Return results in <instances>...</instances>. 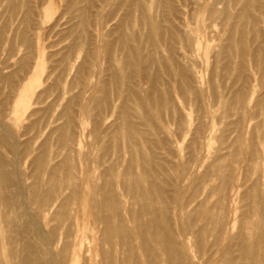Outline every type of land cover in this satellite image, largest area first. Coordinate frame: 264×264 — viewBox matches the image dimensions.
I'll list each match as a JSON object with an SVG mask.
<instances>
[{
    "label": "bare ground",
    "instance_id": "bare-ground-1",
    "mask_svg": "<svg viewBox=\"0 0 264 264\" xmlns=\"http://www.w3.org/2000/svg\"><path fill=\"white\" fill-rule=\"evenodd\" d=\"M32 1L8 21L1 11L2 45L11 57L66 53L44 81L30 69L17 88L0 65V264H264V69L248 72L238 50L207 81L198 69L231 54L244 13L264 0H93L90 12V0ZM79 28L89 69L76 66ZM142 94L150 108L135 115ZM125 127L136 135L124 133L123 149L90 160Z\"/></svg>",
    "mask_w": 264,
    "mask_h": 264
},
{
    "label": "rangeland",
    "instance_id": "rangeland-1",
    "mask_svg": "<svg viewBox=\"0 0 264 264\" xmlns=\"http://www.w3.org/2000/svg\"><path fill=\"white\" fill-rule=\"evenodd\" d=\"M12 1H14V2H12ZM29 1V2H28ZM17 0V1H15V0H11L10 2V4L9 5H6L5 4V2L6 3H9V0H8V2H7V0H4L3 1V3H2V6H4V4L6 5L5 7H2L1 6V8H3V10H4V8L5 9H7V6L9 7L7 10L9 11L10 9H12V11H13V9H15L16 11L17 10H19V11H17V12H23L24 11V13L26 12V11H30V12H32V10L34 9V3H33V1L32 0ZM91 1V2H90ZM90 1H87V2H83V1H81V3L83 4L84 3V5H85V7H87V12H90V11H93V8H92V1L93 0H90ZM22 3L21 4V8L20 9H18L20 6H19V4L20 3ZM29 3V8L30 9H28V4H27V6H25V7H23V5H25L26 3ZM13 3V4H12ZM17 3V4H16ZM24 3V4H23ZM80 3V5L82 6V7H84V5H82ZM86 3H88V4H86ZM14 4H16V5H14ZM12 5H14L13 7L14 8H11L12 7ZM87 5V6H86ZM89 5H91V6H89ZM32 6V7H31ZM92 8V9H91ZM28 9V10H27ZM91 9V10H90ZM7 10H6V12L5 11H2V9H0V13H1V15H2V12H5L3 15H2V17L5 19V20H7L8 21V18H9V15L11 14V10H10V13H7ZM90 10V11H89ZM258 10V11H257ZM2 11V12H1ZM251 11V12H250ZM248 10V11H246L244 14H245V16L243 15V17L245 18V19H243L242 20V25L245 27L246 26V30H245V28L242 26V29H241V32L239 31L235 36L238 38V39H235V41L233 40L232 41V43H230L229 45H230V48H231V54H230V52H228V51H226V49L225 50H223V52H221V55L217 58V60H218V62H216L217 60L216 59H214L213 57H212V55H208V56H206V57H201L200 58V60H199V64H198V69L200 68V70L203 72V76H204V80H206L207 81V79L209 78H211V76L212 75H217V74H220L221 72H222V67H224V68H226L227 67V65H228V63H229V61L232 59V60H237V61H239L238 59H239V57L238 56H236V53L238 52V54H241V56L242 55H245V60H246V62H245V64H246V69H249L248 70V72H250L251 70H253V69H264V64L263 65H261L260 67L259 66H254V51L256 50V47H255V45H257L258 44V47L259 46H263L264 45V4H262V5H259V7L258 6H256V7H254L253 9H251V10ZM261 11V12H260ZM258 12V13H257ZM252 13H254L255 15H252ZM256 14H257V16H256ZM260 14H261V16H260ZM263 15V16H262ZM5 16V17H4ZM6 16H7V19H6ZM260 16V17H259ZM2 17H0V21L2 22L1 23V25H0V29H2V27H4L3 25H6L7 24V21H4V19L2 18ZM253 17V19H255V20H253V19H251ZM247 18L249 19V21L247 20ZM246 20H247V23L248 22H250V23H246ZM244 21V22H243ZM253 23V24H252ZM250 25V26H249ZM252 26H253V29H252ZM248 27H250V28H248ZM257 27H259V28H257ZM244 28V29H243ZM250 31H249V30ZM258 29V31L257 32H255L256 30ZM79 30H80V28H79ZM82 30V29H81ZM80 30V33H82L83 34V31H81ZM253 30V31H252ZM259 30H261V31H259ZM252 31V32H251ZM248 32V33H247ZM79 33V34H80ZM254 33H256V34H258V35H255ZM260 33V34H259ZM79 34H78V36H79ZM246 34H248L247 36H246ZM253 36H252V35ZM84 35V37L82 38V36ZM83 35H80L79 37H78V42H79V44H81L80 46H82V47H80V49H81V51L83 52V54L81 53V51H80V54H79V57L81 58H79V60H78V62H77V65L76 66H78V65H81V64H83L84 65V63H85V67L87 68V69H89V68H91V66H92V64H90L91 63V61L89 60V58H88V48H89V44H90V42H91V40H90V38H88L85 34H83ZM235 36L233 37V39L235 38ZM243 36V37H242ZM258 36V37H257ZM66 38V34H61L60 36H58L56 39H55V41H61V40H63L64 38ZM260 37H262V38H260ZM85 38H86V41L88 42H83L84 40H85ZM247 41H246V40ZM259 39V40H258ZM17 40H18V42H17ZM16 40V42H17V45H19V44H21L22 42L21 41H19V40H21L20 38H18ZM80 40L82 41V42H80ZM89 40V41H88ZM255 40H257V41H255ZM1 43H0V48H1V50H0V53H2L0 56H1V58L0 59H3V56H6L2 61L0 60V65H4V63H6L7 61H8V63H6L7 64V66H6V64L3 66H1L0 68L1 69H5V71H6V67H8L9 69L6 71V72H8V73H10L11 72V74L13 73L12 71H14V73H13V75L14 74H16V76L14 77V80L16 81V88H17V86H18V84H19V82H18V80L19 81H21L22 79H23V77H25V75L27 74V72L30 70V69H44V72L42 73V79H43V81L45 80V78H46V75H47V72L50 70V69H53V67L56 65V60H58L60 57H61V55L62 54H64V53H66V51H64V50H61V52H60V54H58L57 56L55 55V56H49V54L47 53V54H45V56L44 57H41V58H36V57H31L32 55H28L27 56V54H26V52H25V47H24V50H23V52H21V53H23V55L20 53V55H22V56H20V55H16L15 57L14 56H12L11 57V55H12V53L9 51V50H7V45H5V46H3L4 45V43H6V42H4L3 43V45H2V42H3V40L2 41H0ZM62 42V41H61ZM65 42L66 41H64V42H62L61 43V45L63 46V45H65ZM234 42V43H233ZM235 42H237L238 44H240V43H242V45L240 46V45H238L237 44V46H236V48H235ZM246 42L248 43L247 45H246ZM255 42V43H254ZM86 43V44H85ZM244 43V44H243ZM220 44H222V45H224V46H228V42H221ZM252 44H255V45H252ZM260 44V45H259ZM2 45V46H1ZM251 47H253V48H251ZM5 47L6 48V50L8 51V52H6V53H11V54H6V53H4V51L2 50L3 48ZM23 47H22V49H23ZM257 47V48H258ZM5 48H4V50H5ZM8 49H9V46H8ZM84 49V50H83ZM243 49V50H242ZM66 50V49H65ZM236 50H238L237 52H236ZM1 51H3V52H1ZM63 52V53H62ZM67 52H68V50H67ZM248 52V53H247ZM4 53V54H3ZM6 54V55H5ZM25 54V55H24ZM237 54V55H238ZM248 54V55H247ZM7 56H9V57H7ZM30 56V57H29ZM58 56H59V58H58ZM82 56V57H81ZM232 56V57H231ZM240 56V55H239ZM260 57H261V55H259ZM17 57H20V58H18L17 59ZM22 57V58H21ZM23 57H25L24 59H23ZM28 57V58H27ZM50 57V58H49ZM227 57V58H226ZM238 57V58H237ZM259 57V58H260ZM9 58H10V62H9ZM12 58V59H11ZM85 58V59H84ZM211 58V59H210ZM226 58V59H225ZM247 58H248V60H247ZM249 58H251V59H249ZM259 58H258V55H257V57H256V59H258L259 60ZM13 60V61H12ZM17 60V61H16ZM51 60V61H50ZM54 60V62H52ZM204 60V61H203ZM231 60V61H232ZM6 61V62H5ZM29 61V62H28ZM221 61H223L222 63H221ZM15 62V63H14ZM25 62H27V63H25ZM81 62V63H80ZM83 62V63H82ZM2 63V64H1ZM11 63H13L12 65H11ZM22 63H24V64H22ZM29 63V64H28ZM10 64V65H9ZM33 64V65H32ZM120 65H121V63H119ZM119 64H117L118 65V67H116V69H120L121 68V66L119 65ZM218 64V65H217ZM221 66H220V65ZM237 65H235L234 64V66H232L231 67V69H239V63H236ZM122 65H123V63H122ZM249 65V66H248ZM6 66V67H5ZM52 66V67H51ZM120 66V67H119ZM5 67V68H4ZM236 67V68H235ZM21 68V69H20ZM25 68V69H24ZM217 68V69H216ZM17 69V70H16ZM28 69V70H27ZM121 69H124V67L122 66V68ZM12 70V71H11ZM17 72V73H16ZM7 73V74H8ZM217 73V74H216ZM236 74L235 75H237V72H235ZM19 75V76H18ZM24 75V76H23ZM260 76H262V78L259 77ZM18 77L20 78V79H18ZM264 73H262V72H257V76H256V80H257V85L260 87H258L257 88V90H258V93H261V91H263L264 92V83L262 84V82H264ZM54 78V77H53ZM53 78H52V80H48L47 82H43V85L41 86V88H40V90H43L44 88H47V87H49L50 86V83H53ZM259 79H261V80H259ZM219 80V79H218ZM220 82H217L218 83V85H219V89L222 91V90H227V88H228V86H230V84H229V82L230 81H228V80H222V79H220L219 80ZM222 81H224V83H222ZM259 81H260V83H259ZM262 81V82H261ZM17 82H18V84H17ZM221 83V84H220ZM227 84V85H226ZM221 85V86H220ZM224 85V86H223ZM261 85H263V86H261ZM142 96V97H141ZM141 96H139V98H135V100L134 99H132L131 100V102L132 103H130L129 104V107H130V109H131V113H134L135 115L136 114H138V113H140L139 111H141V114L142 113H144L146 110H148V108H150L149 106V102L147 101V96H145L144 94H142ZM136 99H139L140 101H138V100H136ZM143 99V100H142ZM134 100V101H133ZM146 100V101H145ZM135 101L138 103V104H140V105H136L135 104ZM144 101V102H143ZM147 102H148V104H147ZM134 103V106L135 107H133V106H130V105H132ZM141 103H143V104H141ZM136 106H139L138 108H136ZM142 106V107H141ZM144 107V108H143ZM159 107H163V108H158V107H156V109L154 108V111H153V109H152V112H151V114H153V115H151V117H152V119H153V121L155 122V120H158L159 119V117L158 116H163V115H165L166 113H167V108H165L164 106H159ZM133 108V109H132ZM136 109V113H135V109ZM164 108H165V110H164ZM141 109V110H140ZM142 109H143V111H142ZM156 110V111H155ZM157 110H159L158 112H157ZM133 114V115H134ZM160 114V115H159ZM41 115L43 116V113H39V114H37V115H35L34 116V119L35 118H37L38 119V117L40 118L41 117ZM38 116V117H37ZM22 123H23V125L24 126H27L28 124H29V121H28V119H27V115H25V116H23L22 117ZM26 123V124H25ZM89 124V125H88ZM87 124V129H89V127L90 128H92V126H90V125H92V124H90V123H88ZM127 130H130L128 127H127ZM22 131H23V129H22ZM89 131V130H88ZM131 131V130H130ZM127 132H129V131H126V127H125V129L121 132L122 134H123V138H122V136L119 134V136H117L118 138H116L117 139V141H116V139H113V138H111L110 136H101L100 137V141H102V139L105 141L104 143H99L98 144V146L96 147V145H97V143H98V141H99V139L97 140V143H96V145L94 146V148H92L91 147V150H90V154H89V158H90V160L91 159H95V158H97L96 160L98 161V164L99 163H101L102 162V158L104 157H106V155H107V153L106 152H108V155H109V153H111V152H114L115 150H118L120 147H121V149H123L124 147V145L123 144H125L124 142H126V139H124V138H126V137H124L125 136V134L124 133H126V136H127ZM131 133V135H129ZM129 134H128V136H127V138H134L135 137V135L136 134H134V132L133 131H131ZM132 133H133V135H132ZM31 135L32 136H26L25 137V139H24V142L26 141V142H28V140H29V143H26V146H30L31 144H32V142H33V140H32V137H33V133H31ZM132 136V137H131ZM27 137H29V138H27ZM102 138V139H101ZM110 138H111V140H110ZM149 138V137H148ZM106 139V140H105ZM123 140V141H119V140ZM32 140V141H31ZM99 141V142H100ZM111 141H113L112 143H111ZM115 142H116V146H114L115 145ZM120 142H122V143H120ZM112 144V145H111ZM114 144V145H113ZM121 144V146H118V145H120ZM102 145V147H103V149L100 147ZM107 145V146H106ZM114 146V147H113ZM119 148H118V147ZM184 146H186L185 144H183L182 145V147H181V149L183 148V149H185L184 148ZM216 146V143H213V147H215ZM95 147L96 148H98L99 150H100V148H101V150L99 151L98 149V151H99V154H101L102 153V155L100 156V155H98V156H96L98 153V151H96V149H95ZM113 147V148H112ZM105 148V149H104ZM118 148V149H117ZM135 148V147H134ZM138 148H143L145 151H147L148 150V152H146V155H148V154H150L151 156H152V153H151V150L150 149H148V147H146V146H139ZM138 148H137V150H138ZM147 148V149H146ZM93 149H94V151H95V153H94V151H93ZM108 149H110L109 151H111V152H109L108 151ZM113 149V150H112ZM136 149V148H135ZM134 149V150H135ZM142 149V150H143ZM136 150V151H137ZM143 150V151H144ZM149 150H150V152H149ZM133 151V150H132ZM183 151V150H182ZM91 152H92V154H91ZM101 152V153H100ZM133 153H136L135 151H133ZM95 154V155H94ZM104 154V155H103ZM96 156V157H95ZM149 156V155H148ZM94 157V158H93ZM98 157H101L100 159L98 158ZM150 157V156H149ZM103 158V159H104ZM99 159V160H98ZM101 160V161H100ZM93 161V160H92ZM96 161V162H97ZM95 163V162H94ZM96 165H97V163H95ZM28 166V167H27ZM29 166H30V164L29 163H27L26 164V168H29ZM29 171V170H28Z\"/></svg>",
    "mask_w": 264,
    "mask_h": 264
}]
</instances>
